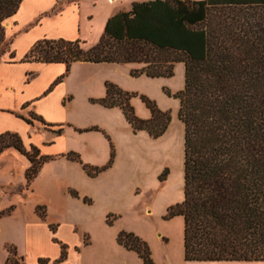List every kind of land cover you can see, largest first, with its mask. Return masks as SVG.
I'll return each instance as SVG.
<instances>
[{
    "label": "trees",
    "instance_id": "16d2710c",
    "mask_svg": "<svg viewBox=\"0 0 264 264\" xmlns=\"http://www.w3.org/2000/svg\"><path fill=\"white\" fill-rule=\"evenodd\" d=\"M20 1L0 0V54L7 44L5 21ZM24 57L64 61L67 70L75 60L139 61L143 66L131 72L152 76L171 75L174 63L183 61L184 86L175 93L184 124L183 198L167 214L183 215L184 258L264 260V0H134L107 18L96 43L45 37ZM105 86V95L93 101L121 107L133 130L164 132L169 113L153 100L141 95L151 111L141 118L128 91L110 81ZM9 144L30 159L28 178L51 157L35 146L26 149L16 132L1 133L0 148ZM66 155L95 175L110 165L113 152L100 166L83 162L73 150ZM117 240L135 249L144 264H154L147 242L134 232L120 231ZM60 246L62 258L65 243ZM8 251L9 264H29L14 257L15 247Z\"/></svg>",
    "mask_w": 264,
    "mask_h": 264
},
{
    "label": "rangeland",
    "instance_id": "374dc122",
    "mask_svg": "<svg viewBox=\"0 0 264 264\" xmlns=\"http://www.w3.org/2000/svg\"><path fill=\"white\" fill-rule=\"evenodd\" d=\"M132 1L134 0H58L53 10L48 11L55 14L56 7L70 2L78 5L79 2L81 23L71 25L74 15L70 8H66L63 14L66 24L59 26L47 23L46 15L42 22L41 18L37 19L34 28L47 33L41 38L80 39L84 46H89L99 40L111 11L115 7L129 9ZM58 11L61 10L56 13ZM21 18L26 19V15ZM60 32L72 35L54 36ZM16 45L14 43L9 51L11 47L7 39L0 60L9 59L10 52H13V60H19V65L31 67L27 72L35 73L33 67L39 63L24 59L26 52H16ZM142 66L143 63L139 61L79 60L72 62L69 69L59 73L57 80L51 83L48 91L52 97L51 105L47 104L46 107L45 103L40 104L47 116H65L76 123L91 122L96 126L78 131L71 125L68 145L84 149L83 155L78 149L74 151L83 162L92 165L107 163L111 152L113 156L110 165L95 175H89L80 161L75 163L78 169L83 170V177L73 179L79 193H69L68 204L63 199H58L54 192L48 193L52 197L50 198L44 192L46 188L38 185L40 192L36 193L35 199L48 201L49 219L60 224L57 227L58 235L53 233L57 241L44 237L47 236V231L42 226L33 231L42 238L38 248L49 256L44 263H40L39 258L35 259L40 264H144L135 249L128 248L117 240L120 231H132L147 242L154 264H264V260L209 261L184 258L183 215L167 214L169 206L183 198L184 124L178 117L179 97L175 93L184 86V63L176 61L171 75L152 76L145 72H131ZM25 76V79L29 77ZM106 81L113 82L130 93V103L136 115L141 118L151 115L150 108L141 95L153 100L160 110L167 111L170 118L164 132L159 136H152L145 129L133 130L121 107L105 106L93 101L92 98L105 95ZM35 82L31 76L27 84L30 86ZM30 90L32 91V86ZM65 91L71 93L70 99ZM57 98H60L59 106L56 105ZM69 100L72 101L70 107ZM7 175L8 173L0 172V181ZM84 196L88 199L85 200ZM32 203L33 200L21 207L13 220L2 223L0 264L3 262L2 241L5 238L19 241L23 247L22 225L33 215ZM60 239L63 241L61 243H65L66 250L62 258ZM85 240L88 242L85 243ZM6 246L12 247V244L8 243ZM14 257L25 260L17 250Z\"/></svg>",
    "mask_w": 264,
    "mask_h": 264
},
{
    "label": "crops",
    "instance_id": "0c3cea01",
    "mask_svg": "<svg viewBox=\"0 0 264 264\" xmlns=\"http://www.w3.org/2000/svg\"><path fill=\"white\" fill-rule=\"evenodd\" d=\"M57 1H20L15 13L5 21V35L9 39L11 47L9 51L12 50V45L16 43V52L19 51L21 54L27 52L36 40L47 34L34 28L36 27L34 25L38 18H41L42 22L47 15L48 18H45L47 23L61 26L66 22L65 15L63 16L64 10L70 8L74 15L71 25L76 26L77 22L78 24L81 23L79 2L78 5L75 2H70L64 3L61 7H56L57 10L61 11L56 13V10L55 14L48 11L53 10V7L57 5ZM122 9L124 8L115 7L111 11V14ZM22 15H26V19H22ZM60 35L70 37L72 34L60 32L54 36ZM12 57L9 55V59L0 60V134L6 131L16 132L26 149L35 146L38 148L39 154H45L51 157L41 163L37 173L33 177L28 178L26 170L31 164V161L27 155L12 144L4 145L0 148V172L8 173L6 178L0 181V228H2L4 221L9 222L13 220L18 211H20V208L25 207L28 202L33 200V215L23 222L22 225L23 247L19 244V241L13 238H5L2 241L4 247L2 264H9L7 262L9 251L6 246L8 243L12 244V247H15V251L17 250L25 258V260L23 259L24 262L40 264L35 258L49 256H46V253L38 248L42 238L33 231L42 226L47 231V236L44 237L54 240L56 236L53 233L58 232L57 227L60 222H54L49 219V202L42 199H35L36 193L40 192L38 191L39 186H43L46 188L44 191L46 194L54 192L58 199L61 198L65 204H68L70 190H76L77 188L75 180L73 181V179L82 178L83 170L78 169V166L75 164L78 161L68 158L66 153L78 149L83 155L84 150L75 145H68L69 127L73 125L74 130L83 131L91 129L90 127L94 125L91 122L76 123L65 116L52 118L47 116L44 109L40 106L41 103H45V106L47 104L51 105L52 97L48 91L50 90L51 83L57 80L56 76L66 70L67 65L64 61L27 59L36 60L39 63V65L33 67L36 70L34 73L33 71L27 72L26 70L31 67L19 65V60H13ZM23 58L25 59V57ZM25 75H29V77L25 79ZM31 76L37 83L35 82L34 85L29 86L27 82L30 81ZM24 82L27 85H24ZM31 86L32 91L30 90ZM64 93L70 99L71 93L68 91ZM101 95L102 93L99 94V96ZM59 99L57 98L56 101L57 106H59ZM71 105L72 101L69 100L68 106L70 107ZM31 113L37 117H31ZM26 117H31L32 121H28ZM59 126L62 129L60 132H57L55 129ZM87 160L92 161L91 158H87ZM49 194L48 196L50 197ZM51 225L53 228H51ZM59 241L63 242L61 239Z\"/></svg>",
    "mask_w": 264,
    "mask_h": 264
}]
</instances>
